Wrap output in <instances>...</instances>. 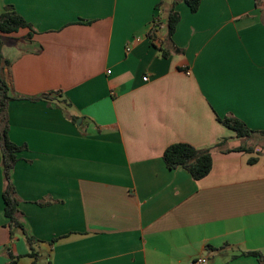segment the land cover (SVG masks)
<instances>
[{"label":"crops","instance_id":"crops-1","mask_svg":"<svg viewBox=\"0 0 264 264\" xmlns=\"http://www.w3.org/2000/svg\"><path fill=\"white\" fill-rule=\"evenodd\" d=\"M7 7L32 32L3 38L24 231L7 226L0 145V264H260L241 253L264 255V143L229 152L242 140L216 119L264 132V0H200L196 13L183 0ZM174 143L210 149V173L168 170Z\"/></svg>","mask_w":264,"mask_h":264},{"label":"trees","instance_id":"trees-1","mask_svg":"<svg viewBox=\"0 0 264 264\" xmlns=\"http://www.w3.org/2000/svg\"><path fill=\"white\" fill-rule=\"evenodd\" d=\"M177 1L171 4L167 15V21L164 24V40L171 42L176 26L179 22V14L174 10ZM191 13H196L200 6V0H183ZM159 25L152 27L151 31L157 32ZM28 31L27 37L30 38L32 27L27 23L12 7H7L0 14V145L2 150V165L5 181V189L3 191L4 200V215L9 220L8 228L11 234L15 231L23 232V226L19 222V213L17 209L18 200L14 193V188L10 181V173L13 169L17 157L23 147H18L13 144L8 137V113L7 108L9 102L16 100L11 96L10 87L5 78V70L10 63L4 59L2 55L3 38H13L20 31ZM163 57H167L166 50H162ZM222 126L235 134L237 139L242 140V143L230 150L229 152H246L253 153V145H247V141H253L256 137L264 138L263 131H254L249 129L241 120L232 115H227L223 118L216 119ZM246 143V145L244 144ZM165 167L168 170L181 168L185 170L192 179L200 180L206 177L212 168V157L210 149H196L187 143H174L169 145L162 156ZM256 159H250L249 164L256 163ZM30 240L28 239V243ZM243 256L257 257L260 264H264V255L259 252H243Z\"/></svg>","mask_w":264,"mask_h":264},{"label":"built area","instance_id":"built-area-1","mask_svg":"<svg viewBox=\"0 0 264 264\" xmlns=\"http://www.w3.org/2000/svg\"><path fill=\"white\" fill-rule=\"evenodd\" d=\"M186 74L189 75V72H186ZM142 80L147 81V78L143 77ZM206 261L207 259L205 257H197L191 262V264H206Z\"/></svg>","mask_w":264,"mask_h":264},{"label":"rangeland","instance_id":"rangeland-1","mask_svg":"<svg viewBox=\"0 0 264 264\" xmlns=\"http://www.w3.org/2000/svg\"><path fill=\"white\" fill-rule=\"evenodd\" d=\"M242 142H240L241 144ZM264 143V138H261V137H256L255 140L253 141H247V145H255V146H259L260 144H263ZM246 145V143H244Z\"/></svg>","mask_w":264,"mask_h":264},{"label":"water","instance_id":"water-1","mask_svg":"<svg viewBox=\"0 0 264 264\" xmlns=\"http://www.w3.org/2000/svg\"><path fill=\"white\" fill-rule=\"evenodd\" d=\"M78 122H80V121H78Z\"/></svg>","mask_w":264,"mask_h":264}]
</instances>
